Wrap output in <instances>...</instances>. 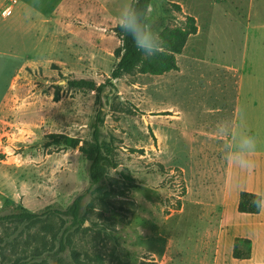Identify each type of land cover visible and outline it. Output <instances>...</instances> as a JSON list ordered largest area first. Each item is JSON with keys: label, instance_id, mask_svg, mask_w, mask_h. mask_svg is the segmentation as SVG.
I'll use <instances>...</instances> for the list:
<instances>
[{"label": "rangeland", "instance_id": "rangeland-1", "mask_svg": "<svg viewBox=\"0 0 264 264\" xmlns=\"http://www.w3.org/2000/svg\"><path fill=\"white\" fill-rule=\"evenodd\" d=\"M131 1L0 0V213L63 210L82 196L76 220L0 224V264H53L60 240L67 264H125L115 242L128 264H249L231 252L234 238L256 232L259 221L237 204L242 191L264 199V143L255 140L241 168L232 155L239 142L216 124L229 110L191 109L190 69L178 54L176 72L123 73L100 95L66 84L109 77L120 48L113 28ZM170 3L148 8L153 47L165 27L184 24ZM256 22L264 0L254 3ZM97 114L107 172L90 188L85 156L51 136L86 146Z\"/></svg>", "mask_w": 264, "mask_h": 264}, {"label": "crops", "instance_id": "crops-1", "mask_svg": "<svg viewBox=\"0 0 264 264\" xmlns=\"http://www.w3.org/2000/svg\"><path fill=\"white\" fill-rule=\"evenodd\" d=\"M168 1L179 4L181 13L193 17L197 27L177 55L190 69L186 103L192 110L228 109L229 117L216 122L228 142L251 137L264 143V23L251 24L256 0ZM199 82L210 87L208 92L197 87ZM249 215L259 221L256 232L238 236L250 241L249 258L236 260L264 264V209Z\"/></svg>", "mask_w": 264, "mask_h": 264}, {"label": "trees", "instance_id": "trees-1", "mask_svg": "<svg viewBox=\"0 0 264 264\" xmlns=\"http://www.w3.org/2000/svg\"><path fill=\"white\" fill-rule=\"evenodd\" d=\"M152 0H132L129 9L125 13L127 15L135 13L137 26L142 36H147V12ZM170 6L176 11L180 12L181 8L179 4L170 3ZM123 17V18H124ZM197 27L195 19L191 16H185L183 26L165 27L160 33L159 37L155 40V47L159 51L155 52V55L150 58H145L148 53L143 55L137 51L133 36L130 32L125 31L120 24L113 28L114 35L120 41V48L117 53V62L110 72L109 77L105 82L96 84L92 80L87 79H69L66 84L71 89H84L94 91L97 95H100L106 88H113V80L118 79L123 73H129L133 70H137L142 74L149 75H162L170 71L178 70L175 55L181 53L186 40L189 35L195 34ZM98 114L95 117V122L92 124L91 141L86 146H79L78 150L81 152L87 160V177L89 180V187H98L106 178V157L103 154L104 146L99 140L98 132ZM51 139L54 144H61L67 148H76L78 141L69 136H55L52 135ZM82 196L76 197L70 205L65 209L46 208L41 212H31L25 208H21L16 212H10L7 214L0 213V224L3 223H31L36 222L42 218H46L51 215L55 216H69L73 220L78 217V211L80 206V200ZM254 199H261L258 194L242 191L239 193V200L237 204V211L244 214H257L260 208H257L253 204ZM114 239V237H112ZM4 239H0V244ZM241 239L236 237L233 240L231 256L234 259H248L250 249L247 253L242 252L238 248V242ZM115 241V240H114ZM243 242L249 243L248 239H243ZM115 252H117V259L121 262L128 264V254L122 249L117 248L119 243L115 242ZM65 242L59 241V248L57 252L51 255L53 264H67L63 259V252L65 251Z\"/></svg>", "mask_w": 264, "mask_h": 264}, {"label": "clouds", "instance_id": "clouds-1", "mask_svg": "<svg viewBox=\"0 0 264 264\" xmlns=\"http://www.w3.org/2000/svg\"><path fill=\"white\" fill-rule=\"evenodd\" d=\"M120 26L127 32H130L133 36V40L137 51L142 55L148 53L145 58L155 55V52L159 51L158 48H153L152 41L142 36L137 26L135 13L127 15L123 18ZM256 150V142L251 137H242L236 145V151L232 154L233 159L239 164L241 168H247L250 164L248 159ZM253 204L260 209H264V199H254Z\"/></svg>", "mask_w": 264, "mask_h": 264}, {"label": "water", "instance_id": "water-1", "mask_svg": "<svg viewBox=\"0 0 264 264\" xmlns=\"http://www.w3.org/2000/svg\"><path fill=\"white\" fill-rule=\"evenodd\" d=\"M76 148H78V146Z\"/></svg>", "mask_w": 264, "mask_h": 264}]
</instances>
